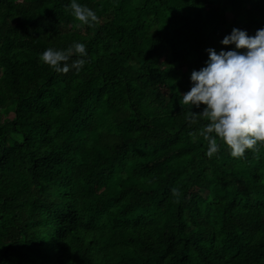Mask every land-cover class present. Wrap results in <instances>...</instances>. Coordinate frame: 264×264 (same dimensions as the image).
I'll use <instances>...</instances> for the list:
<instances>
[{
  "label": "trees",
  "instance_id": "obj_1",
  "mask_svg": "<svg viewBox=\"0 0 264 264\" xmlns=\"http://www.w3.org/2000/svg\"><path fill=\"white\" fill-rule=\"evenodd\" d=\"M78 2L0 0V264H264V142L209 158L182 97L264 0Z\"/></svg>",
  "mask_w": 264,
  "mask_h": 264
},
{
  "label": "clouds",
  "instance_id": "obj_2",
  "mask_svg": "<svg viewBox=\"0 0 264 264\" xmlns=\"http://www.w3.org/2000/svg\"><path fill=\"white\" fill-rule=\"evenodd\" d=\"M69 7L82 24L92 25L100 19L93 8L78 0H71ZM221 43L235 47L206 50L209 58L205 66L192 71L193 83L183 94V103L190 109L205 105L201 113L191 111L189 119L207 121L199 135L208 141L209 158L220 151V142L233 157H243L246 150L258 151L264 142V28L249 35L246 29L234 27ZM87 56L86 44L74 41L66 49L46 48L40 60L57 72L68 73L80 71Z\"/></svg>",
  "mask_w": 264,
  "mask_h": 264
},
{
  "label": "rangeland",
  "instance_id": "obj_3",
  "mask_svg": "<svg viewBox=\"0 0 264 264\" xmlns=\"http://www.w3.org/2000/svg\"><path fill=\"white\" fill-rule=\"evenodd\" d=\"M228 18H229V16H228Z\"/></svg>",
  "mask_w": 264,
  "mask_h": 264
}]
</instances>
